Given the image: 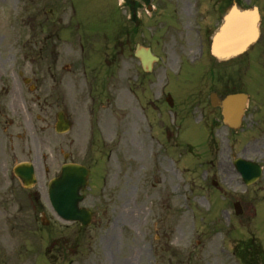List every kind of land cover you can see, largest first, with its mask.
Listing matches in <instances>:
<instances>
[{
  "label": "rangeland",
  "instance_id": "1",
  "mask_svg": "<svg viewBox=\"0 0 264 264\" xmlns=\"http://www.w3.org/2000/svg\"><path fill=\"white\" fill-rule=\"evenodd\" d=\"M241 1L260 7L259 41L207 68L193 28L214 29L225 0H151L149 12L145 2L132 40L119 35L133 27L121 0H0V216L7 209L15 226L0 246H21L15 264H111L115 255L123 264H243L235 248L248 240L262 261L264 175L246 185L234 161L264 165V0ZM138 42L161 57L151 90L136 84ZM213 91L249 94L240 128L223 122ZM59 111L73 120L64 134L54 128ZM21 161L36 167L30 189L13 173ZM67 161L92 169L83 204L95 217L85 229L49 202L48 183ZM36 194L39 202L24 200Z\"/></svg>",
  "mask_w": 264,
  "mask_h": 264
},
{
  "label": "water",
  "instance_id": "2",
  "mask_svg": "<svg viewBox=\"0 0 264 264\" xmlns=\"http://www.w3.org/2000/svg\"><path fill=\"white\" fill-rule=\"evenodd\" d=\"M260 21L261 16L257 7L243 9L237 1H234L224 16V23L215 33L212 52L220 59H229L245 52L259 37ZM137 55L141 56L144 67L155 58L152 57L150 50L144 48L138 49ZM211 98L213 105H217V95L213 93ZM247 100L248 95L245 93L228 95L222 104L225 122L238 127L241 124ZM61 125L64 131L70 123L62 119ZM235 164L247 183L254 182L261 175L262 169L256 163L246 159H237ZM15 173L26 186H31L36 182L34 167L29 162L16 166ZM87 178L88 170L85 167L78 164H67L60 177L53 179L49 185L51 201L57 211L67 219L83 220L84 224H88L91 220V213L79 207V202L84 197L80 191L86 187Z\"/></svg>",
  "mask_w": 264,
  "mask_h": 264
},
{
  "label": "flooded vegetation",
  "instance_id": "3",
  "mask_svg": "<svg viewBox=\"0 0 264 264\" xmlns=\"http://www.w3.org/2000/svg\"><path fill=\"white\" fill-rule=\"evenodd\" d=\"M139 0H136V3H137V6L136 8L140 9L141 6L138 2ZM221 11L219 10V13ZM221 15V14H220ZM122 35V34H121ZM209 37V36H208ZM123 42L122 41V38H120V43ZM123 51V47H121V54H122ZM140 62V60H139ZM140 66H141V63H140ZM136 74H135V79L137 80L136 84L138 85V88L144 86V88H149L150 90L152 88L155 87L156 85V74H155V70H154V67H153V70L149 73L147 72H144L142 68H138L136 70ZM35 199L38 201L39 198L38 197H35ZM10 200H12V198L10 197ZM3 215H1L0 217H2V219L0 220L1 222L4 223V226L8 227V223L10 221V219L7 218V214H8V210L5 209V212H2ZM6 214V215H5ZM3 216H5V218H3ZM12 220V219H11ZM16 225L18 226V223H16ZM15 228V226H11V231H13ZM6 231L7 230H3L1 229L0 230V235H4L6 234ZM8 232V231H7ZM0 246V264H15L14 263V260H13V255H14V252H17L19 253V255H22V253H24V250H21L19 247L21 246H13V245H6L4 247ZM20 250H18V249ZM35 260V259H34ZM36 261V260H35ZM111 264H123L121 262V258L118 256V255H115L113 258H112V262Z\"/></svg>",
  "mask_w": 264,
  "mask_h": 264
},
{
  "label": "trees",
  "instance_id": "4",
  "mask_svg": "<svg viewBox=\"0 0 264 264\" xmlns=\"http://www.w3.org/2000/svg\"><path fill=\"white\" fill-rule=\"evenodd\" d=\"M246 259V258H245Z\"/></svg>",
  "mask_w": 264,
  "mask_h": 264
}]
</instances>
